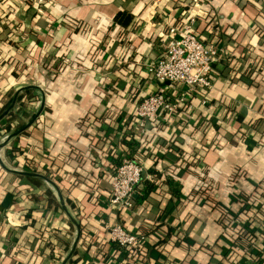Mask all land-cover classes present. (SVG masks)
<instances>
[{
	"label": "crops",
	"instance_id": "crops-1",
	"mask_svg": "<svg viewBox=\"0 0 264 264\" xmlns=\"http://www.w3.org/2000/svg\"><path fill=\"white\" fill-rule=\"evenodd\" d=\"M31 2L0 0V96L30 84L45 93L36 120L0 147V264H62L73 244L76 226L41 176L79 224L72 264L264 262V0ZM191 16L202 40L225 49L207 103L192 93V109L161 114L129 148L143 96L186 91L155 80L148 63L162 56L168 28ZM44 55L66 64L52 77ZM18 68L25 77L13 76ZM27 90L37 101L26 109L40 106L39 90L20 91L18 117ZM10 133L0 129V144ZM124 156L143 166L132 210L108 203ZM227 217L250 240L226 237ZM115 223L145 236L143 257L113 247L106 226Z\"/></svg>",
	"mask_w": 264,
	"mask_h": 264
},
{
	"label": "built area",
	"instance_id": "built-area-1",
	"mask_svg": "<svg viewBox=\"0 0 264 264\" xmlns=\"http://www.w3.org/2000/svg\"><path fill=\"white\" fill-rule=\"evenodd\" d=\"M194 21L191 16L180 30L170 26L168 33L171 38L163 45L162 56L148 63V70L155 80L183 85L186 91L177 98L160 90L143 96L132 113L134 136H144L147 131L146 121L154 122L161 114H174L182 105L192 109L193 105L187 104L192 93H202L200 104L204 106L207 103L205 92L212 87V65L225 53V49L220 42L202 40L192 28ZM142 177L141 163L130 156H124L111 175L109 205L117 210H132ZM227 221V230H238L233 217H227ZM106 229L109 240L123 249L144 248L146 238L142 234L128 231L119 223L108 225Z\"/></svg>",
	"mask_w": 264,
	"mask_h": 264
},
{
	"label": "trees",
	"instance_id": "trees-1",
	"mask_svg": "<svg viewBox=\"0 0 264 264\" xmlns=\"http://www.w3.org/2000/svg\"><path fill=\"white\" fill-rule=\"evenodd\" d=\"M28 6L31 7V0H26ZM42 63L43 64H47L50 68V73L49 75L53 77V75H55L58 67H64L65 64H66V61L63 60L62 62L60 61L59 64H57L56 62H52L51 61V58L47 55H44L43 58H42ZM61 63H63L64 65H62ZM214 65V64H213ZM212 65V67H213ZM20 68L18 69H13L11 71V73L13 74V76H15L16 78H23L26 76V72L24 70H19ZM32 90H27L25 92V94L27 95L26 96V99L24 101H19V108H22L23 111H22V114L20 117H18L16 114H14L12 111H10L7 116H5V118H3L2 122H0V129H3L4 132L6 133H10L13 129H18L19 127H21L23 124H25V122L33 115V112L32 111H28L26 108H27V105H28V102H35L37 101V99L32 95ZM11 99H12V92H9L8 95L6 97H2L0 96V113L2 111H4L7 106L9 105V103L11 102ZM131 117V120L133 121V114L130 116ZM146 134H147V131L146 133L144 134V136L142 137H136L134 136L135 133L132 132V137H131V144L129 142V148H131L132 144L133 145H138L140 144L146 137ZM131 145V146H130ZM47 194V198H48V201H49V204L53 205L54 208H58L59 207V204L56 200V198L53 196L52 192L50 190H48L46 192ZM71 207H73V205L71 204ZM249 234H247L246 231L244 230H236V232H232L231 233H226V237H230V238H234L233 239V242H237V241H245V240H250L248 238ZM110 241V240H109ZM111 242V241H110ZM111 244L113 245V247L115 249H123L121 246H119L118 244L114 243V242H111ZM125 250V249H124ZM127 253L129 252L130 254H132V256L136 257H143L146 253V249L145 247H139L137 250H132V249H127L125 250ZM77 260V257H72L70 260H69V264H72L74 263L75 261ZM256 263L258 264H261V263H264L262 262V260H256Z\"/></svg>",
	"mask_w": 264,
	"mask_h": 264
},
{
	"label": "water",
	"instance_id": "water-1",
	"mask_svg": "<svg viewBox=\"0 0 264 264\" xmlns=\"http://www.w3.org/2000/svg\"><path fill=\"white\" fill-rule=\"evenodd\" d=\"M166 83H170V82H166ZM26 89H37V90L40 91V93H41L40 106H39L38 110L36 111V113L32 116V118H30V120L26 124H24L22 127L18 128L17 130L11 132L10 134H8L6 136L5 140L2 142V144H0V147L4 146L9 141L10 138L20 134L21 132L26 130L29 126H31V124L36 120V118L40 115V113L43 110V107H44V104H45V93H44V91L37 85H31V84L30 85H25V86H22V87H20L18 89V91L13 96V98H12L11 102L9 103V105L7 106V108L0 113V120L3 119L11 111V109L13 108V106H14V104L16 102V98H17L18 93L20 91H23V90H26ZM149 125H150V122L146 121L147 128L149 127ZM12 171L16 172V173H19V174H25V175H30V176L37 175V174H35L33 172H24V171H16V170H12ZM41 177L53 187V189L55 190L56 195L58 197V201H59L60 205L62 206L63 210L67 213V215L70 218L71 222L76 226V237H75V239L73 241V244H72V246H71L66 258L64 259V261L62 263V264H66V262L69 261L70 257L74 253L76 245H77V242H78V239H79V236H80L79 224L76 222V220L68 212L67 207L65 205V201H64V199H63V197L61 195V192L59 191L58 187L56 186V184L54 182H52L49 178L45 177V176H41Z\"/></svg>",
	"mask_w": 264,
	"mask_h": 264
}]
</instances>
